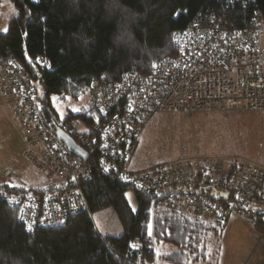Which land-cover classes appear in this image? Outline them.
<instances>
[{"label":"built area","instance_id":"obj_1","mask_svg":"<svg viewBox=\"0 0 264 264\" xmlns=\"http://www.w3.org/2000/svg\"><path fill=\"white\" fill-rule=\"evenodd\" d=\"M175 44L176 55L157 61L150 75L130 73L105 85L93 82L87 105L101 121L88 129L48 122L40 76L12 56L0 55V96L32 146L26 153L29 162L50 178L46 186L9 198L27 231L60 225L89 211L81 182L93 174L90 157L99 160L102 173L117 175L136 191L158 199L157 210L203 220L236 216L264 226V215L255 211L264 209V165L249 158L179 159L132 169L143 132L158 114L227 109L264 114L262 14L233 21L223 10H208L175 36ZM57 130L68 134L89 158L74 154ZM50 187L59 190L43 192ZM130 244L136 250L156 251L154 237Z\"/></svg>","mask_w":264,"mask_h":264},{"label":"trees","instance_id":"obj_2","mask_svg":"<svg viewBox=\"0 0 264 264\" xmlns=\"http://www.w3.org/2000/svg\"><path fill=\"white\" fill-rule=\"evenodd\" d=\"M9 1L18 13L0 33V55L12 56L40 76L48 122L84 129L101 121L98 113L86 108L61 117L53 98L77 102L93 82L105 85L130 73L150 75L157 61L176 55L175 36L208 10H223L233 21L255 12L264 17V0ZM89 162L93 174L81 182L89 211L60 225L27 231L9 198L32 188L0 184V264H154L155 255L159 264H217L218 250L210 252V246L227 220L157 210L158 199L136 191L117 175L102 173L98 159L90 157ZM130 190L135 192L137 212L126 198ZM108 208L122 225L121 237L103 236L93 223L92 215ZM256 228L264 234L263 225ZM150 234L160 249L166 245L173 250L158 255L147 247H131V242H145Z\"/></svg>","mask_w":264,"mask_h":264},{"label":"rangeland","instance_id":"obj_3","mask_svg":"<svg viewBox=\"0 0 264 264\" xmlns=\"http://www.w3.org/2000/svg\"><path fill=\"white\" fill-rule=\"evenodd\" d=\"M0 4L2 33L8 30L10 19L18 12L9 0H0ZM53 101L61 117L69 111L79 113L88 108L87 96L77 102H63L57 98ZM29 149L32 146L21 123L0 96V184L7 182L4 180L6 173L17 176L15 180L24 181L29 188L50 183V178L29 162L26 156ZM211 156H242L264 165V114L239 109L158 114L150 119L143 132L132 169ZM126 198L137 212L135 192L128 191ZM92 220L103 236L123 235L122 225L111 208L94 213ZM154 248L158 255L173 250L166 245L160 249L156 242ZM215 250H218L217 264H264V234L255 224L231 216L221 235L212 240L210 252ZM155 256L153 262L159 264Z\"/></svg>","mask_w":264,"mask_h":264},{"label":"water","instance_id":"obj_4","mask_svg":"<svg viewBox=\"0 0 264 264\" xmlns=\"http://www.w3.org/2000/svg\"><path fill=\"white\" fill-rule=\"evenodd\" d=\"M57 135L66 143L68 148L77 156L81 157L84 160H87L89 158L88 153L83 150L79 145L76 144V142L66 133H64L62 130H57ZM255 211L259 215H264V209L261 208H255Z\"/></svg>","mask_w":264,"mask_h":264},{"label":"crops","instance_id":"obj_5","mask_svg":"<svg viewBox=\"0 0 264 264\" xmlns=\"http://www.w3.org/2000/svg\"><path fill=\"white\" fill-rule=\"evenodd\" d=\"M1 6V4H0ZM1 8V7H0ZM1 9H0V14H1ZM133 166V165H132ZM4 180L7 181L5 183L7 184H11L13 186H16V187H19V188H26V189H29V187L24 183V181L20 180L19 182H17L15 179L17 178V176L15 177H11L10 179H7L5 176H4ZM18 179V178H17ZM30 186V185H29ZM37 187H41V186H37ZM31 188H36V187H31Z\"/></svg>","mask_w":264,"mask_h":264},{"label":"snow or ice","instance_id":"obj_6","mask_svg":"<svg viewBox=\"0 0 264 264\" xmlns=\"http://www.w3.org/2000/svg\"><path fill=\"white\" fill-rule=\"evenodd\" d=\"M29 229L31 230V226L29 225Z\"/></svg>","mask_w":264,"mask_h":264}]
</instances>
